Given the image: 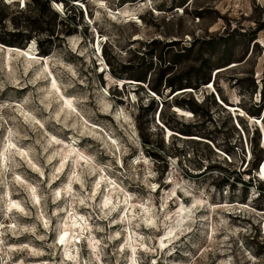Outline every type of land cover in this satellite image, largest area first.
<instances>
[{"label": "rangeland", "instance_id": "obj_1", "mask_svg": "<svg viewBox=\"0 0 264 264\" xmlns=\"http://www.w3.org/2000/svg\"><path fill=\"white\" fill-rule=\"evenodd\" d=\"M263 113L264 0H0V264H264Z\"/></svg>", "mask_w": 264, "mask_h": 264}, {"label": "bare ground", "instance_id": "obj_2", "mask_svg": "<svg viewBox=\"0 0 264 264\" xmlns=\"http://www.w3.org/2000/svg\"><path fill=\"white\" fill-rule=\"evenodd\" d=\"M10 50L12 49V50H15V51H17V53H21V54H24V56H26L25 55V48H20V47H14V46H7ZM99 48H100V46H99ZM98 49V48H97ZM28 50V49H27ZM30 51V50H29ZM26 52H28V51H26ZM29 53V52H28ZM31 53V52H30ZM30 63H33V62H31V58H28L27 56H26V69H27V67L29 68V64ZM48 65V64H47ZM47 68V67H46ZM44 68H42V70H43ZM49 69V68H48ZM47 70V69H46ZM50 71V70H49ZM46 74V73H45ZM51 74V73H50ZM47 78H49V77H47ZM50 82V81H49ZM55 84H56V82H54ZM54 83H52L51 85L53 86V84ZM54 86H56V85H54ZM54 86H53V88H54ZM50 87V86H49ZM185 90H189V88H184ZM64 97V96H63ZM65 101V102H64ZM63 101V105H67V104H69L70 103V101H69V99L66 97L65 98V100ZM231 107H233V108H235L236 109V107L235 106H233V105H231ZM176 108L181 112V113H185V109H182V108H180L179 106H176ZM187 112V111H186ZM260 118L261 117H258L257 118V120H259L260 121ZM260 123L262 124V128H263V131H264V125H263V120L262 121H260ZM170 131V130H169ZM171 132V131H170ZM260 142L261 143H263V146H264V140L262 141V139L260 140ZM261 147H262V145H261ZM71 151L72 150H70V149H66L65 150V153H64V155H63V157H62V159H65V158H67V157H69L70 156V154H71ZM260 167H261V171L264 173V164L262 165V161L260 162V164H259V167H258V171H259V169H260ZM260 172V171H259ZM262 173V174H263ZM12 200V199H11ZM183 209V208H182Z\"/></svg>", "mask_w": 264, "mask_h": 264}, {"label": "trees", "instance_id": "obj_3", "mask_svg": "<svg viewBox=\"0 0 264 264\" xmlns=\"http://www.w3.org/2000/svg\"><path fill=\"white\" fill-rule=\"evenodd\" d=\"M75 1H77V0H74V2ZM260 111H261V109H259L258 111H257V113H255V115H260ZM261 120H263V122H264V113H263V115H262V117L260 118Z\"/></svg>", "mask_w": 264, "mask_h": 264}, {"label": "water", "instance_id": "obj_4", "mask_svg": "<svg viewBox=\"0 0 264 264\" xmlns=\"http://www.w3.org/2000/svg\"><path fill=\"white\" fill-rule=\"evenodd\" d=\"M261 139H262V141H263V140H264V137L262 136ZM261 145H262V147L264 148L263 143H261ZM261 161H262V164H264V154H263V156H262V160H261Z\"/></svg>", "mask_w": 264, "mask_h": 264}]
</instances>
